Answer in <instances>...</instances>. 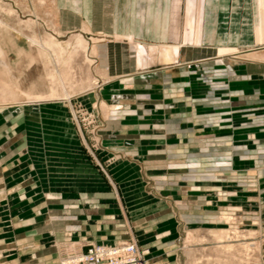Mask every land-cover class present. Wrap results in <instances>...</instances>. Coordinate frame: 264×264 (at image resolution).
<instances>
[{
	"label": "crops",
	"instance_id": "1",
	"mask_svg": "<svg viewBox=\"0 0 264 264\" xmlns=\"http://www.w3.org/2000/svg\"><path fill=\"white\" fill-rule=\"evenodd\" d=\"M46 2L64 42L80 35L87 42L81 58L90 77L80 98L120 105L113 118L104 114L107 153L116 150L124 154L120 167L137 168L142 191L151 180L175 193L181 172L198 166L218 175L210 181L215 190L198 199L208 212L188 206L147 222L152 210L129 211L137 219L130 224L118 219L127 215L121 207L102 204L112 193L89 192L54 194L56 209L28 157L15 154L22 137L16 121L7 146L0 132V264H58L65 250L112 245L133 232L145 264H181L178 218L188 227L192 218L218 217L221 206L254 191L264 198V0H44L39 6ZM9 106L0 107L6 118L14 116ZM221 168L245 179L227 181Z\"/></svg>",
	"mask_w": 264,
	"mask_h": 264
},
{
	"label": "rangeland",
	"instance_id": "2",
	"mask_svg": "<svg viewBox=\"0 0 264 264\" xmlns=\"http://www.w3.org/2000/svg\"><path fill=\"white\" fill-rule=\"evenodd\" d=\"M43 1L0 0V107L12 105L9 108L13 110L8 112L14 114L6 118L3 114L6 110L0 111L2 145L7 146L5 141L11 140L17 121L16 128H21L22 137L16 143L21 151L15 154L28 157L44 184L41 186L45 189L44 198L52 201L51 206L56 209L60 206L53 204L54 194L89 192L112 193L113 198L109 202L104 199L102 204L121 207L127 215L118 219H126L130 224L137 219L130 217L129 211L152 210L154 215L147 222L155 216L188 210V206L208 212L207 205L200 204L198 199L203 193L215 190L212 183L218 175L216 171L198 166L194 171L181 172L178 182L183 186H178L175 193L163 192L151 180L144 181L147 184L142 191L137 168L126 170L127 166L119 165L124 154L116 150L107 153L109 148L105 141L110 134H105L104 114L107 112L113 118L120 105L109 108L80 98L86 92L85 81L90 77L86 62L81 58L87 42L84 37L83 43L80 37L64 42L67 37L56 34L49 21V2L39 6ZM46 99L53 100V105L35 107L31 103L17 110L18 102L36 103ZM260 165H255V177L259 180ZM219 172L227 181L245 179L239 177L237 170L221 168ZM256 194L257 191L247 194L237 204H224L218 217L192 218L189 228L185 226L186 218H178L180 263L264 264V198L260 200ZM163 198L168 200L162 202ZM251 202L255 206H249ZM56 215L58 217L59 211ZM129 237L127 241L138 245L135 232ZM120 242L125 241L117 243ZM69 250H65L62 257L85 251L67 253Z\"/></svg>",
	"mask_w": 264,
	"mask_h": 264
},
{
	"label": "built area",
	"instance_id": "3",
	"mask_svg": "<svg viewBox=\"0 0 264 264\" xmlns=\"http://www.w3.org/2000/svg\"><path fill=\"white\" fill-rule=\"evenodd\" d=\"M60 264H145L140 247L131 241L91 244L85 251H75L60 260Z\"/></svg>",
	"mask_w": 264,
	"mask_h": 264
},
{
	"label": "bare ground",
	"instance_id": "4",
	"mask_svg": "<svg viewBox=\"0 0 264 264\" xmlns=\"http://www.w3.org/2000/svg\"><path fill=\"white\" fill-rule=\"evenodd\" d=\"M78 37H79V36H78ZM82 39H84V38H83V36L80 35V39H79V40H80L81 42L83 41ZM82 43H83V42H82Z\"/></svg>",
	"mask_w": 264,
	"mask_h": 264
}]
</instances>
